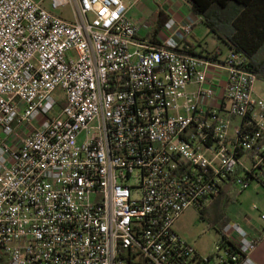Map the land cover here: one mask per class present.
I'll use <instances>...</instances> for the list:
<instances>
[{"label":"built area","instance_id":"obj_1","mask_svg":"<svg viewBox=\"0 0 264 264\" xmlns=\"http://www.w3.org/2000/svg\"><path fill=\"white\" fill-rule=\"evenodd\" d=\"M42 1L0 0V259L210 264L174 226L226 185L264 187L249 61L188 53L189 18L170 17L159 46L138 38L150 26L127 13L142 0H51L72 22ZM220 237L218 264H256L239 224Z\"/></svg>","mask_w":264,"mask_h":264},{"label":"rangeland","instance_id":"obj_2","mask_svg":"<svg viewBox=\"0 0 264 264\" xmlns=\"http://www.w3.org/2000/svg\"><path fill=\"white\" fill-rule=\"evenodd\" d=\"M142 3L145 4V11L148 13H153L156 9L153 0H142ZM41 6L57 18L69 22L74 20L71 5L53 10L51 8V0H43ZM149 22L152 23L151 20ZM201 23H197L193 30L196 40L201 42V46L205 48V51L212 52L217 47L220 48L222 51L220 59H223L227 54V48L219 36L227 32V25L217 27V33H214ZM150 30L151 28H149ZM187 38L192 41L191 36ZM130 49L133 50V48ZM198 52H201V49H198ZM192 89L193 86L188 88V90ZM253 90L257 95L264 97V79L258 78ZM53 96L57 102V109L59 110L65 105L64 93L58 89ZM132 182L134 181L130 180V183ZM225 193L218 201H213L214 199L210 200L204 208L203 213L196 208H188L180 215L174 226L176 233L203 260L211 259L210 264H218L222 259H227L225 248L220 246L221 237L218 232L220 225L231 222L241 224L244 227L254 226L253 224L257 223L264 224L259 219L260 214H264V187L258 182H251L241 192L237 187L228 186ZM0 264L6 263L2 262Z\"/></svg>","mask_w":264,"mask_h":264},{"label":"trees","instance_id":"obj_3","mask_svg":"<svg viewBox=\"0 0 264 264\" xmlns=\"http://www.w3.org/2000/svg\"><path fill=\"white\" fill-rule=\"evenodd\" d=\"M182 2L193 15L201 17L202 22L212 32L217 33V27L227 25V32L219 38L227 43L229 49L245 56L257 79H264V53H262L264 52V0H182ZM167 20L166 15L158 12L157 21L148 36L149 42ZM151 44L160 45L156 42ZM187 52L194 54L191 48ZM228 186L230 185H226L213 201L223 197ZM199 211L203 213L204 209ZM226 224L220 225L219 233ZM221 242L223 245L222 238Z\"/></svg>","mask_w":264,"mask_h":264},{"label":"crops","instance_id":"obj_4","mask_svg":"<svg viewBox=\"0 0 264 264\" xmlns=\"http://www.w3.org/2000/svg\"><path fill=\"white\" fill-rule=\"evenodd\" d=\"M153 2L156 5V9L154 10L153 13H148L145 11V4H143L142 1L136 3L133 7L130 8V10L127 13V16L130 19H132L136 24L140 25L142 23H148L150 26L149 28H151V30L148 31L147 33L140 32L138 35V38L140 39L145 38V36L146 38H148L150 32H152L154 25L157 21L158 12H162L164 15H166L168 19L170 17L174 18L177 22L183 21L185 18H189L194 23L191 34L189 35L191 36L192 41H190L187 38L184 41V45L190 47L193 50L194 54L196 55H208V56H214V57L220 58V55L222 53L220 48L217 47L212 52L208 50L205 51V48L201 46L202 45L201 42L196 40L193 30L196 27L197 23L202 22V18L196 17L195 15H193L189 11L188 7L182 2V0H175V1L173 0H153ZM149 20H151L152 23H150ZM162 41H163V35L159 31L157 33H154V38L152 39L150 43L152 42L161 43ZM223 44L226 46L227 53H228L229 47L227 43L223 41ZM198 49H201V52H198ZM239 225L243 229H245L251 237L259 240L256 249L251 253V258L256 264H264V224L257 223V224H253L254 226L251 225V226H245V227L242 226L241 224ZM2 262H5V261L0 259V263Z\"/></svg>","mask_w":264,"mask_h":264}]
</instances>
